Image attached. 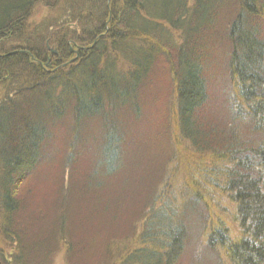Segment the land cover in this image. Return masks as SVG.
<instances>
[{
    "label": "trees",
    "instance_id": "1",
    "mask_svg": "<svg viewBox=\"0 0 264 264\" xmlns=\"http://www.w3.org/2000/svg\"><path fill=\"white\" fill-rule=\"evenodd\" d=\"M148 130L180 177L123 204L109 182ZM60 255L264 264V0H0V264Z\"/></svg>",
    "mask_w": 264,
    "mask_h": 264
},
{
    "label": "rangeland",
    "instance_id": "2",
    "mask_svg": "<svg viewBox=\"0 0 264 264\" xmlns=\"http://www.w3.org/2000/svg\"><path fill=\"white\" fill-rule=\"evenodd\" d=\"M219 15H220V20L223 16H225L223 15V11L221 9L219 11ZM31 16H30L31 18L28 19V22L35 23L36 26L43 23L44 27L50 28V26H52V24L54 23L55 18L58 17V11L57 9H53V8L50 9L48 7H45L42 3H40L33 9V14ZM36 26L33 27V29L36 30L34 34L38 33L39 31L37 30ZM51 31L52 30H49L47 34L51 33ZM54 31L55 30H53V32ZM51 48L53 49L54 46L51 45ZM168 78H169L168 75H166L165 77H160L156 75L154 79V84H152L151 87L150 96H148V99L145 100V104L148 105L146 111L149 113V115L152 116L153 114H155L153 113L155 109L162 110L163 117L160 120L164 119L166 123H168V121L170 120L169 118L171 116L170 104L171 106L173 104L171 100L173 94L172 85L167 84ZM148 89L149 87L144 91L145 95L147 94L146 92L148 91ZM153 119L155 118L153 117L152 121ZM151 124L152 125L161 124V122L160 121L157 123L153 122ZM165 126L166 124L164 123L162 127L164 128ZM58 127L56 126V129ZM58 130L60 131L61 129L58 128ZM59 131L58 134L62 135L61 137L62 139H64L63 133ZM137 145L138 146L135 147V149H133L132 154L130 155V159L131 158L133 159L130 160V162H128L124 167L127 170L126 172H123V176H120L116 182L115 181L109 182V186L111 187V189L113 187L115 188L113 190V193L116 194L115 196H117L118 198H121L120 201H122L123 204L128 203L129 202L128 199L134 197L135 193L138 191H140L141 193L145 191L147 192L151 191L152 187L155 184H157L156 191L162 193L163 191H160V185L166 179L169 180L167 176V172L169 177L172 178V181L174 182L177 180L178 177H180V174H177L176 172L177 168L180 167V164L178 163L177 159H176L177 161L176 163V161H172L170 158H165L166 159L165 165L162 164L161 160L164 159V157H166V153L164 155L165 146L162 140V135H160V133L148 130L145 135L141 136V139ZM180 159L182 158L180 157ZM72 182H77V181L72 180ZM70 192L71 189L67 193L70 194ZM198 238H199L198 236L194 237L192 244L193 248L196 247L197 244H199ZM55 258H56L55 264H63L62 255L56 256Z\"/></svg>",
    "mask_w": 264,
    "mask_h": 264
}]
</instances>
